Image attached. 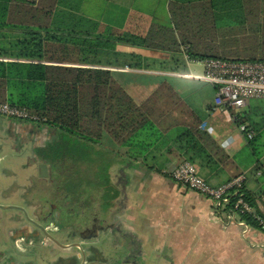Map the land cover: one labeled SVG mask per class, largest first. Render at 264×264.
<instances>
[{"label": "trees", "instance_id": "trees-1", "mask_svg": "<svg viewBox=\"0 0 264 264\" xmlns=\"http://www.w3.org/2000/svg\"><path fill=\"white\" fill-rule=\"evenodd\" d=\"M86 2L0 0V103L24 108L39 118L28 123L56 130L50 147L62 142L68 146L74 141L77 146L100 147L108 138L114 142L117 161L124 157L136 161L151 150L160 152L175 144L194 165L226 160L208 132L196 126L190 124L172 136L179 124L175 113L183 104L171 88L163 85L137 103L105 68L129 65L142 69L145 63L156 62L135 53L118 52V46L176 57L184 54L191 61L264 63V0H168L166 24L148 29L138 20L140 16H133L121 30L88 18ZM227 109L241 124L239 115ZM259 137L248 142L255 167L245 174L246 181L263 171ZM42 149L32 162L48 161L56 174L73 171L66 159L56 153L43 155ZM78 155L88 160L87 148H79ZM105 155L94 152L92 156L106 162ZM108 184L106 178L100 187ZM237 194L255 211L241 218L264 233L257 220L264 223V189H249L245 182ZM116 195L106 192V199ZM236 198L232 196L231 202ZM227 210H232V205Z\"/></svg>", "mask_w": 264, "mask_h": 264}, {"label": "crops", "instance_id": "crops-1", "mask_svg": "<svg viewBox=\"0 0 264 264\" xmlns=\"http://www.w3.org/2000/svg\"><path fill=\"white\" fill-rule=\"evenodd\" d=\"M84 6L88 18L120 30L127 27L133 16H140L138 20L148 29H156L169 19L168 0H87ZM160 6L163 16L159 14ZM117 51L135 53L156 61L145 63L142 69L129 65L105 69L113 72L117 83L137 103L145 101L163 85L171 88L183 104L175 113L179 124L174 127L172 136L179 135L191 124L198 130L208 132L220 147L226 160L214 159L206 166L196 164L200 177L218 186L236 175L250 174L254 170L253 153L239 132L232 112L215 109V86L201 80L206 72L204 61H191L184 54L170 57L161 52L126 46H118ZM158 61H166L167 64L161 65ZM240 114V121L260 135L258 148L263 166L260 175L252 174L246 183L249 189H264V150L259 145L264 139V99L248 100ZM1 120L5 121L8 139L13 143L21 138L12 133L15 138L12 139L8 133L10 129L19 132L35 126L0 116ZM43 129L44 132L49 130L47 127ZM53 131V137L44 134L45 143L54 139L57 131ZM27 137L31 140V137ZM22 139L23 143L27 140ZM180 147L175 144L160 152L151 150L146 158L131 162L124 157L110 169L109 180H112L114 173L117 179L120 177L116 183L123 189L112 203L116 205H111V199H106L105 192L97 198L102 200L103 208L97 209L95 206L100 200L92 197L93 207L86 211L90 217L101 218L110 226L108 250L124 253L127 259L120 264H264V233L252 229L245 235L243 227L237 222L230 224L226 210L216 209L211 200L184 189L171 178L172 171L185 161L184 152L178 150ZM92 160L95 161V157ZM37 164L40 163L28 162L26 166L32 168ZM9 173L6 166L0 168V198H3L0 205L21 207L18 203L8 201L19 195L23 199L29 197L27 203L30 202L29 205L34 208L39 203L41 205V202L33 201L30 197L33 191L48 192V186L43 182L40 184L43 180L39 179V172L31 177L33 183L27 186L12 181L13 175ZM100 188L94 186L92 190L98 192ZM27 191L29 193L26 196ZM109 206L113 207V213L102 215ZM16 215L15 210L0 209L2 264H70L66 254L59 252L56 255L45 236L31 235L30 228L25 227L22 221L15 222ZM73 228L77 239L84 228L77 224ZM55 232L59 234L60 231L56 229ZM88 257L90 260L103 259L106 264L114 263L113 257L106 255L101 248Z\"/></svg>", "mask_w": 264, "mask_h": 264}, {"label": "rangeland", "instance_id": "rangeland-1", "mask_svg": "<svg viewBox=\"0 0 264 264\" xmlns=\"http://www.w3.org/2000/svg\"><path fill=\"white\" fill-rule=\"evenodd\" d=\"M159 14H160V16H163L162 15L163 14L162 6L159 7ZM172 61L173 60H171L170 64H172ZM4 118H8V117H4ZM4 125H6L5 121L1 120L0 121V168L2 166H6V168H8V170L10 172L9 174L13 175V176H11L12 181L21 182L27 186L28 184L33 183V179H31V177H33L37 174L39 164H37L35 167H32V168H31V166L30 167L26 166L28 164V162L33 161V159L30 158V146L31 145L25 146V144L27 142L23 143L24 142L23 139L16 140L15 143L10 141L8 139V135L6 132L8 127L4 126ZM57 133L58 132H56V134ZM58 135H60L62 140H67L64 136L61 135V133H59ZM74 142H73V144H68V146H65V143L62 142L59 144H55L54 146L52 145L51 147H50V144L52 142L51 143H45V145H44L45 148L42 149L43 155L56 153V156H60V158L62 157L63 159H66L64 161H68L70 166L73 168V171H71L69 169L67 173H63V176L65 177L63 179L64 188L61 189V187H60V194H62L64 192V191L62 192V190H71L73 194H76V193L78 194L77 200L84 199V202L81 201L80 205L77 204V206L75 207L73 212H76L79 210L80 211L83 210L86 212L87 209L92 208L93 207L92 202L94 200L92 197H96V200H100L99 203H96L97 205L95 207H97V209L103 208L101 205L102 200L97 199V198H98V196L102 197L105 192H108L110 194V196L117 194L116 195L117 197L115 199H114V197H112V199H111V205H112V203L118 199L119 193L121 195V192L123 191V189L118 185V183H116L118 181V179H117L116 175L114 176V173L112 175V180L111 181L109 180L108 187L103 185V187H101L98 192L96 190H92V189L94 186L100 187V184L102 182H105L106 178L109 179L110 169L112 170L114 168L115 164L119 163V160L118 161L114 160L116 157V156H114V150H113L115 147L114 142L108 138H105L102 142V146H100V147L91 146V145H87L84 143H79V146H77L78 144H76V141H74ZM22 145H23L24 149H20V151L16 149L18 146L20 147ZM259 145L261 146L260 149L264 150V139L259 142ZM71 146H72V148H71ZM81 147L84 149L87 148V152L89 155L88 160H87V158L82 159L81 157H79V155L77 156L79 148H81ZM107 150H109V151H107ZM94 152H98L100 154H103L104 152H106V153H104V154H107V155H105L106 156L105 157L106 162L104 160L100 161V159H98L97 157L95 158L96 160L93 161L92 158H94V157L92 155L94 154ZM73 153H75L74 155L76 157L73 156ZM123 156H124V153H123ZM146 157L147 156L145 155L144 158H146ZM44 163L48 164V161L44 160ZM48 168H49V170H48L49 176L47 178H44L43 180L48 179L50 177V175L53 174V170H52L50 165ZM116 179H117V181H116ZM41 182H43L46 185L45 181H40V184H43ZM47 182H50V181L47 180ZM110 182H112V183H110ZM28 193H29V191H27L26 196ZM55 194H56L55 192L50 191L47 195V192L42 193L41 190L40 191L37 190V191H33L30 194V197H31V200L36 201V202H41V205L45 206L44 211H43V216H45L49 212V204L50 203L54 204V205H58V203H59L58 201L53 199ZM60 194L58 195V197H60ZM27 198H29V197H26L25 199H23L22 196L19 195V196H16L14 198H11L12 200H8V201L10 203H18V204L22 205L21 207H23L27 210L29 217L35 223L43 226L51 235H53L59 241L63 242L66 245L71 243V241L69 240L70 237L68 238V236H67V232H66L67 230H65V229L60 230L62 232H59V234H58V232H55V230L57 229V226L54 222L49 221V222L45 223L46 221H42L37 216H35L36 208L32 207L31 204L29 205L30 202L27 203ZM2 199L3 198H0V201H3ZM44 201L47 203H45ZM41 205L39 203L37 206H41ZM114 205H116V204L114 203L112 206H114ZM11 206H13V205H11ZM112 209H113V207L110 208V206L105 208L104 210L102 209L103 210L102 215L106 216L108 214H112L113 213ZM15 212L17 214L16 215L17 219L15 220V222H17V223L23 222L22 224H24L25 227L30 228V230H32L33 232H37L39 234V237L43 236V234L36 227H32V225L28 223V220L26 218H24L22 212L17 211V210H15ZM88 212H90V211H88ZM55 218L59 221V216H57V217L55 216ZM66 219L67 218L65 217L64 220H66ZM77 219H78V217H77ZM72 220L74 221V224H76V222H77L76 218H72ZM36 221H41L44 223L39 224ZM72 227H73V225H72ZM73 229L74 228H72L70 231H72ZM76 231H78V230H76ZM74 232L75 231H73L71 233L72 234L71 239L75 238ZM99 239H100V242L97 244L98 248H101L106 255L109 254V256L113 257L115 252L113 253V251L110 250L111 251V253H110V251L107 248L108 247V243H107L108 239H107V242L103 241V240H105V239H103V237H100ZM48 244L53 245L54 243L48 239ZM52 247L55 250L56 255H58L59 252H61L60 254H66L68 252L65 249L64 250L60 249L61 246H57L56 244H55V246L53 245Z\"/></svg>", "mask_w": 264, "mask_h": 264}, {"label": "built area", "instance_id": "built-area-1", "mask_svg": "<svg viewBox=\"0 0 264 264\" xmlns=\"http://www.w3.org/2000/svg\"><path fill=\"white\" fill-rule=\"evenodd\" d=\"M31 1V0H29ZM206 72L201 76V80L214 85L217 88L215 96V109L230 108L235 114L241 117V110L250 99H264V63L229 62L220 60H205ZM0 115L12 119L26 122H38L39 118L30 114L24 108L11 106L8 103H0ZM238 116L234 118L238 121ZM240 121V119H239ZM239 132L247 142L252 141L256 134L247 124L238 125ZM256 175H260L257 172ZM171 178L184 189L194 191L214 203V207L219 210H226L230 216V224L237 222L244 229L247 235L253 229L241 216L253 214L254 209L237 194L246 182V176L239 175L221 185L213 186L199 176L196 166L183 161L171 173ZM237 197L231 202V197ZM232 205V210H227ZM260 221L264 230L263 221Z\"/></svg>", "mask_w": 264, "mask_h": 264}, {"label": "flooded vegetation", "instance_id": "flooded-vegetation-1", "mask_svg": "<svg viewBox=\"0 0 264 264\" xmlns=\"http://www.w3.org/2000/svg\"><path fill=\"white\" fill-rule=\"evenodd\" d=\"M24 123H28V122H24ZM43 128L44 127L42 125L36 124L32 128H29L26 130H21L19 132L15 131L13 129H10L8 131V133H10V135H12V133H15V134H18L21 139L22 138L27 139L26 140L27 143L25 144V146L31 145L30 146V158L34 160L40 154L39 150L42 149L45 145L44 140H45L46 136L44 134H48V137H53L55 135L54 131H52L51 129L44 132L45 129H43ZM27 136L31 137V140ZM12 137H13L12 139H15L13 135H12ZM23 145L20 147L18 146L16 149L19 151H20V149H24ZM38 177H39V179H43L42 177L39 176V173H38ZM64 178L65 177L63 175H61L60 173L59 174L53 173L50 175V177L48 179L43 180V181H45L46 185H48V190H47L48 192L56 189L55 190L56 194L54 195L53 199L58 201L59 203H58V205H54V204L50 203L49 204V212L45 216H43V211H44L45 206H43V205L38 206L35 210L36 211L35 216H37L42 221H46L45 223H47L49 221L54 222L57 226V231H60L63 229L67 230L66 231L67 236H68V238L70 237L69 240L71 241V243H69V244H73V243L78 242L80 239H83L87 236L93 235L92 232L94 231L93 229H94V225H95L94 220L97 218H95L93 216L90 217V215L87 214V212H85L83 210L73 212L75 207L77 206V204L80 205V200H77L78 194L77 193L73 194L71 190H62V192L63 191L64 192L62 194H60V187L62 188V186H64V184H63ZM47 180H49L50 182H47ZM118 181H119V178H118ZM48 192H47V195H48ZM59 194H60V197H58ZM45 203H47V202H45ZM28 216H29V214H28ZM55 216L56 217L59 216V221L55 218ZM65 217L67 218L66 219L67 221L64 220ZM77 217H78V219H77ZM24 218H25V216H24ZM72 218H76V220H77L76 224L78 226H82L84 228L83 231L81 233H79V238H77L78 240L75 239L74 237H73L74 239H71V235H72L71 233L74 230H72V231H70V230L76 225V224H74V221L72 220ZM99 219H97V220H98L99 225H100V237H103V239L107 240L108 236H109L108 234H109L110 228L108 225H106V223L103 221V219H101V218H99ZM36 222H38L39 224L44 223L41 221H36ZM28 223L31 224L30 222H28ZM35 224H37V223H35ZM31 225H32V227H35L33 224H31ZM72 225H73V227H72ZM60 232H62V231H60ZM34 233L38 235L37 232H33L32 230H31V233H29V234L34 235ZM75 235H76V233H75ZM91 262H93V260H90V263Z\"/></svg>", "mask_w": 264, "mask_h": 264}, {"label": "water", "instance_id": "water-1", "mask_svg": "<svg viewBox=\"0 0 264 264\" xmlns=\"http://www.w3.org/2000/svg\"><path fill=\"white\" fill-rule=\"evenodd\" d=\"M39 170V176L42 178H47L49 175V168L46 163H40L38 165ZM1 210H17L22 212V214L25 216V218L33 224L46 238H48L51 242L56 244L57 246H61L60 249L67 250L65 257L70 261V264H106V262L103 259H96L93 260V262L90 263V259L88 257L89 254H92L96 249L98 248L97 244L100 242V225L97 219H95L94 223V231L92 232V236H87L83 239H81V242H76L73 244H62L61 241H59L57 238H55L53 235H51L43 226L35 224V222L29 218L28 212L25 208L19 207V206H7V205H0ZM106 223V221H104ZM110 227V226H109ZM103 228V227H102ZM62 238V237H61ZM104 242H107V240H103ZM102 242V241H101ZM126 256L123 252L117 251L114 253L113 264H120L125 263ZM128 263V262H126ZM0 264H2V261H0ZM136 264V262H134Z\"/></svg>", "mask_w": 264, "mask_h": 264}]
</instances>
